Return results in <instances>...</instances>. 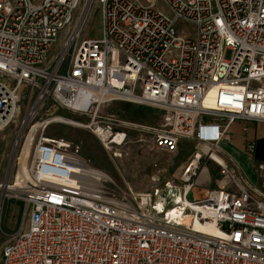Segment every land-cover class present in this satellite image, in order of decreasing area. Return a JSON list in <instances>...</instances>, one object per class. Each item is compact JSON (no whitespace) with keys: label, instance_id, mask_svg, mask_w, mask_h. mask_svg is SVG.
Masks as SVG:
<instances>
[{"label":"built area","instance_id":"obj_1","mask_svg":"<svg viewBox=\"0 0 264 264\" xmlns=\"http://www.w3.org/2000/svg\"><path fill=\"white\" fill-rule=\"evenodd\" d=\"M93 9L99 38L84 32ZM114 101L160 120L105 112ZM240 120L264 122V0H0V132L17 127L18 167L34 141L13 195L23 222L1 245V264H264V162H254V182L221 146ZM68 121L113 156L132 130L151 152L190 142L178 184L164 181L157 159L151 176V196L164 181L186 213H157L149 194L121 189L78 143L46 133ZM254 148L245 142L248 158ZM204 172L216 183L200 189Z\"/></svg>","mask_w":264,"mask_h":264},{"label":"rangeland","instance_id":"obj_2","mask_svg":"<svg viewBox=\"0 0 264 264\" xmlns=\"http://www.w3.org/2000/svg\"><path fill=\"white\" fill-rule=\"evenodd\" d=\"M84 32L90 38L101 37V18L100 13L96 9L90 12ZM59 46V44L54 45L52 52L58 51ZM226 55L229 56V53ZM21 92L25 96V90ZM105 112L116 113L124 120L146 125H154L160 120L158 110L125 101H114L106 105ZM54 113L71 117L68 112L62 109H56ZM16 130L17 127L11 126L9 129L0 132V182L9 180V183H0V186L7 185L8 189H0V247L21 227L23 222V203L20 199L13 196L14 192L11 190L15 189L14 186H18L21 180L19 174L20 166L18 167L16 162L12 161ZM46 133L51 136H62L74 143H78L80 155L88 159L93 166L105 170L121 189L129 188L139 194H149L152 201H161L165 205L174 202L169 211L170 214L178 209V192L176 189L165 187L162 182L167 179L172 185L178 184L176 174L192 150L190 142H182L176 154H169L163 151L151 152L148 149V139L140 138V131L132 130V135L124 146L123 154L121 156H113L86 128L65 123H53L49 126ZM33 143L34 141L30 144L28 154ZM155 159L158 160L157 167L165 169V172L162 174L164 181H160L161 183L158 184L160 189L158 195L151 196L153 187L151 176L156 170V167H153ZM169 162L172 163L169 164ZM24 172L25 174L27 173V159L24 164ZM211 183L207 173L204 172L203 178L198 181L197 185L198 188L205 189L210 187ZM213 183L215 184L216 182Z\"/></svg>","mask_w":264,"mask_h":264},{"label":"crops","instance_id":"obj_3","mask_svg":"<svg viewBox=\"0 0 264 264\" xmlns=\"http://www.w3.org/2000/svg\"><path fill=\"white\" fill-rule=\"evenodd\" d=\"M230 140H223L221 142L222 148L236 158L246 176L254 181H258L257 174L253 170L254 162H264V122L240 120L234 122L230 127ZM246 141H253L255 148L252 158H248L244 145ZM203 178V174L200 179ZM211 182H215L211 180ZM211 185L214 186L213 183Z\"/></svg>","mask_w":264,"mask_h":264},{"label":"bare ground","instance_id":"obj_4","mask_svg":"<svg viewBox=\"0 0 264 264\" xmlns=\"http://www.w3.org/2000/svg\"><path fill=\"white\" fill-rule=\"evenodd\" d=\"M85 99H86V97H85ZM67 123H68V124H71V125H77L76 123H73V122H70V121H68ZM31 140H32V135L28 136V137L25 139L22 153H21V155L19 156L20 158H18V163H19V166H20L19 174H20V177H21V178L27 176V173L25 174V172H24V164H25L26 159H27L28 156H29L28 151H29V149H30ZM20 183H21V182H20ZM20 183H19L18 186H14L15 189H11V190H12L13 192H17L18 189H19V187H20ZM6 186H7V185H6ZM6 186H0V189H4V188H5V190H8ZM177 195H178V194H177ZM173 203H174V202H172L171 204H167V205H165V204H164L163 202H161V201H156V206H157V207H156V210H157L156 212H157V213H160V214L168 215V216H170V217H172V218H174V219H177V218L180 216L179 214L186 213L185 210H182V209L184 208V206H185V202L183 201L181 207H178V206H180V202H177V203H178V204H177L178 209H177L175 212H173V213L170 214L169 211H170V209L172 208ZM180 208H182V209L180 210ZM177 216H178V217H177ZM187 217H188V218H187V220H188L190 217H189V216H187ZM187 220H185V221L188 222ZM207 228H208V230L211 231L213 227H212L211 224H209Z\"/></svg>","mask_w":264,"mask_h":264}]
</instances>
